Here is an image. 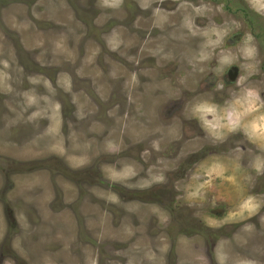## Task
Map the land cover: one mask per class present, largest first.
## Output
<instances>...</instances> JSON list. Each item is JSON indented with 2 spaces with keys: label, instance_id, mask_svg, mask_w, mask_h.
I'll use <instances>...</instances> for the list:
<instances>
[{
  "label": "rangeland",
  "instance_id": "1",
  "mask_svg": "<svg viewBox=\"0 0 264 264\" xmlns=\"http://www.w3.org/2000/svg\"><path fill=\"white\" fill-rule=\"evenodd\" d=\"M0 264H264V0H0Z\"/></svg>",
  "mask_w": 264,
  "mask_h": 264
},
{
  "label": "flooded vegetation",
  "instance_id": "2",
  "mask_svg": "<svg viewBox=\"0 0 264 264\" xmlns=\"http://www.w3.org/2000/svg\"><path fill=\"white\" fill-rule=\"evenodd\" d=\"M159 4V3H158ZM175 4H177V3H175ZM168 8H172V6L170 7V6H168ZM162 10V8H161V5H160V9H158V10H156V12L158 13L159 11H161ZM145 81H149V80H145ZM230 81V80H229ZM228 80H227V78H225V84H226V86H229L230 84H232V82L231 83H228L229 82ZM191 97V94L189 93V92H185V94L183 93V97H182V100L181 101H179V103H178V106H179V110H181V109H184L185 107H184V105L186 106V101H188L189 100V98ZM185 111V110H184ZM183 112V111H182ZM184 125L186 126V125H188V124H190V126H191V132H192V130L194 129V127H195V125L197 124V127H199V125H198V121H192V120H184ZM187 127V126H186ZM201 128H199V131H201V133H203L202 132V130H200ZM199 135L200 136H202L200 133H199Z\"/></svg>",
  "mask_w": 264,
  "mask_h": 264
},
{
  "label": "bare ground",
  "instance_id": "3",
  "mask_svg": "<svg viewBox=\"0 0 264 264\" xmlns=\"http://www.w3.org/2000/svg\"><path fill=\"white\" fill-rule=\"evenodd\" d=\"M158 86V85H157ZM169 100V99H168ZM178 105V104H177ZM169 106H171V105H169ZM185 106V105H184ZM101 126V125H100ZM101 133V132H100ZM180 158V157H179ZM183 159V158H182Z\"/></svg>",
  "mask_w": 264,
  "mask_h": 264
}]
</instances>
